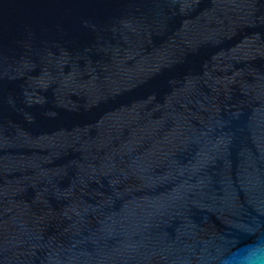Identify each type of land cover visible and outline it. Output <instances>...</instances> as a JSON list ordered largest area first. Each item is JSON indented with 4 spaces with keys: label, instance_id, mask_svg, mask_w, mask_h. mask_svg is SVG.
I'll return each mask as SVG.
<instances>
[{
    "label": "water",
    "instance_id": "1",
    "mask_svg": "<svg viewBox=\"0 0 264 264\" xmlns=\"http://www.w3.org/2000/svg\"><path fill=\"white\" fill-rule=\"evenodd\" d=\"M264 236V0H0V264H220Z\"/></svg>",
    "mask_w": 264,
    "mask_h": 264
},
{
    "label": "clouds",
    "instance_id": "2",
    "mask_svg": "<svg viewBox=\"0 0 264 264\" xmlns=\"http://www.w3.org/2000/svg\"><path fill=\"white\" fill-rule=\"evenodd\" d=\"M247 243L236 247L220 259V264H264V236L261 233L246 234Z\"/></svg>",
    "mask_w": 264,
    "mask_h": 264
}]
</instances>
